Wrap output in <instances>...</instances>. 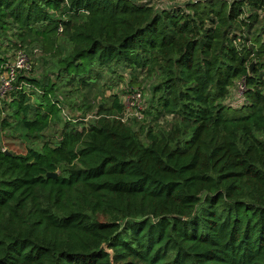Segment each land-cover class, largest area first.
<instances>
[{
  "label": "trees",
  "instance_id": "trees-1",
  "mask_svg": "<svg viewBox=\"0 0 264 264\" xmlns=\"http://www.w3.org/2000/svg\"><path fill=\"white\" fill-rule=\"evenodd\" d=\"M162 7L0 0V55L5 42L41 44L57 78L81 86L123 67L130 87L152 82L147 115L174 122L122 123L113 97L96 123L67 124L50 142L55 83L13 93L0 128L44 142L25 155L0 149V264H264V0ZM59 36L70 44L61 57ZM241 80L234 110L226 101Z\"/></svg>",
  "mask_w": 264,
  "mask_h": 264
},
{
  "label": "rangeland",
  "instance_id": "rangeland-1",
  "mask_svg": "<svg viewBox=\"0 0 264 264\" xmlns=\"http://www.w3.org/2000/svg\"><path fill=\"white\" fill-rule=\"evenodd\" d=\"M151 1L154 3L155 7L157 6L163 8L162 6H164V4H169L170 6L182 5L188 0ZM143 2H145V0H143ZM6 43L8 42H5L3 44V47ZM56 44H58L59 47V55L56 54V56L58 55L57 57H61L67 54L68 50L70 49V44L66 39H64L62 36H59ZM35 50H37L38 52L34 53ZM27 51L32 57L35 68L34 72L29 75V79H26V81L30 85L29 91L26 92L31 93L32 95H38L41 92L40 90H42L41 85L45 80L48 79L52 83H55V85L57 86L55 96L58 98V100L56 101H60V104L63 106L58 121H56V123L54 122L52 127L43 133L45 141L57 142L60 139L61 132L67 124L77 125V128L81 129L83 128L82 126L89 127L93 122L96 123L98 119L97 114L100 111L99 108L101 103H106L113 97H118L123 105V97L128 88L140 89L144 92L146 108L144 121L146 128L149 126L156 128L157 125H159L161 126V128H166L167 131H170V125L174 124L172 119L160 118V120L157 122L156 120H154V116L147 115V111L150 109V101L152 99V82H143V78L141 77L138 79V82L136 84L132 85L133 87H130L131 72L124 69L123 67L114 69V73L103 71L102 76L99 80L94 81L93 83H89L87 86H81L80 83L77 82L74 84H66L67 80H65V78L67 77L63 76L62 78H57V71L55 68V61L57 59L52 58V56L45 51L41 44H32L27 49ZM5 53L8 52L5 51ZM8 54L10 55L12 54V52H9ZM33 80H37L40 82H38L37 86H34L32 84ZM36 97L37 96H32L33 104L35 103ZM6 100H8L6 102L11 101V96ZM237 100H240V96L237 95L235 87L231 90L229 98L226 102L229 103L230 101L234 103L232 104L233 106H231L233 109H240L244 106L245 102H243V105L240 106L237 104ZM107 103L108 105H110L112 102ZM2 105L3 101L0 100L1 108L3 107ZM87 106H90L91 109L87 112H84L83 109H85ZM237 114L234 112L231 113L232 116H235ZM141 140L143 142H146L145 134L141 135ZM43 142V140H38L33 143L24 142L22 137L17 133L14 134L8 129L4 130L0 128V149L5 152H10L15 155H25L31 147L40 149ZM57 173L59 175L61 171H58Z\"/></svg>",
  "mask_w": 264,
  "mask_h": 264
},
{
  "label": "built area",
  "instance_id": "built-area-1",
  "mask_svg": "<svg viewBox=\"0 0 264 264\" xmlns=\"http://www.w3.org/2000/svg\"><path fill=\"white\" fill-rule=\"evenodd\" d=\"M214 0H188L194 4L201 2H209ZM227 3L240 2L243 0H219ZM62 27L59 28V33H62ZM4 53L0 55V100H6L13 93L25 90L29 91L30 85L26 81L29 75L34 72V62L27 48L13 49L11 45L6 43L2 49ZM5 51L12 52V54L5 53ZM38 51L35 50L34 53ZM247 92V85L245 80H241L236 85V93L240 96L237 100L238 105H243L245 102V94ZM123 111L116 117L122 123H130L132 121L143 122L145 120L146 108L144 100V92L140 89L128 88L123 97ZM232 102H226V105L233 106ZM61 110L63 108L62 105Z\"/></svg>",
  "mask_w": 264,
  "mask_h": 264
},
{
  "label": "water",
  "instance_id": "water-1",
  "mask_svg": "<svg viewBox=\"0 0 264 264\" xmlns=\"http://www.w3.org/2000/svg\"><path fill=\"white\" fill-rule=\"evenodd\" d=\"M254 64H255V63H252V64H251V67H250L251 70H250L249 73H251L252 68L254 67ZM6 154H7V155H11L10 152H7ZM58 176H59L58 173H49V174L47 175V178H48V179H57Z\"/></svg>",
  "mask_w": 264,
  "mask_h": 264
}]
</instances>
